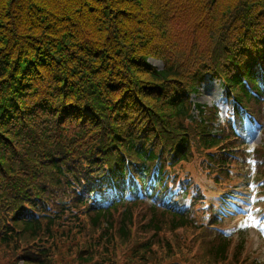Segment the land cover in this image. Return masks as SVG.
<instances>
[{"label": "trees", "instance_id": "1", "mask_svg": "<svg viewBox=\"0 0 264 264\" xmlns=\"http://www.w3.org/2000/svg\"><path fill=\"white\" fill-rule=\"evenodd\" d=\"M208 77L222 119L192 99ZM245 120L264 134V0H0V259L24 241V264H115L145 210L134 264H169L146 253L175 252L163 231L187 225L209 262H243L222 224L232 188L208 199L183 168L204 155L223 184L244 165ZM251 150L264 187V140ZM81 215L98 235L65 246L84 228L56 221Z\"/></svg>", "mask_w": 264, "mask_h": 264}, {"label": "rangeland", "instance_id": "2", "mask_svg": "<svg viewBox=\"0 0 264 264\" xmlns=\"http://www.w3.org/2000/svg\"><path fill=\"white\" fill-rule=\"evenodd\" d=\"M149 62L156 66L157 68H162L163 63L159 58H149ZM224 87L217 78H204L195 93H192V99L195 102L205 104L206 107L216 106L217 114L222 119L225 116L226 103L224 98ZM217 121L214 122L213 131L218 130ZM242 138L245 139V161L244 165H236L231 168L230 177L226 179L223 184H212V179L207 173H214L216 168H209L208 159L204 155L196 154L193 159L189 162L187 166H184L183 171H188L191 173L195 183L199 184L203 191L206 193V197L212 198L213 195L219 192L227 191L232 188L231 198L227 202L228 208L231 213L223 219V226L225 229L232 233L235 237L232 239L234 244L238 238L243 242L244 248L242 252V260L238 264H264V187L261 185L263 181L258 180V178H253L254 165L252 162V151L254 146L262 143L264 140L263 131L258 130L253 124L248 120L244 122V128L242 130ZM250 153V154H249ZM242 168L244 172L243 175L238 174ZM228 192V191H227ZM225 196V195H224ZM185 198L183 196L178 197V201L184 203ZM217 204V203H216ZM232 204V205H231ZM231 205V206H230ZM234 206V207H233ZM142 213V214H141ZM141 213L137 214L138 218H133L135 225L132 228L131 237L125 242L119 245L117 253L123 250L125 256L121 258L118 256L113 260L115 264H134L136 257H130L133 253V249L136 246L139 237L148 235V230H141L140 227L146 221H142L144 217H149L147 212L143 210ZM120 216V212L115 213L114 217L117 219ZM209 217L208 213L205 217L202 214H197L198 219H207ZM82 219L75 221L60 220L56 221L54 230L58 231V227L63 224L80 225L84 228V232L81 235H77L75 240H63L60 241L65 246L74 244L75 242H80L83 245V241L91 236L98 235L100 227H92L90 225V219L87 215H81ZM223 227V228H224ZM201 228L190 227L187 225L185 229L181 227L176 229L175 232H171L168 229L163 231V236L167 238L172 249L175 252L167 251V249L159 248L158 245L153 247L154 249H159L158 253H146L147 257L156 256L157 258H163V263L169 262V264L183 263V264H213L207 260L204 255L205 245L200 240L199 235H201ZM141 234V235H140ZM150 234V232H149ZM204 235V234H203ZM186 240L189 244L187 248L180 250L176 245L177 240ZM205 237L204 240H206ZM55 236H48L47 238L39 239L34 241V244H41L46 242L47 246L54 244ZM194 240V242H192ZM166 244V243H161ZM14 242L10 243L13 248ZM26 246H31L27 242L22 241V245L16 247V249L7 258L0 259V264L5 262L9 264H24L23 259L20 258L19 252H23ZM167 246V245H166ZM207 247V246H206ZM83 248V246H82ZM81 248V249H82ZM79 249L78 255H84L85 253ZM50 264H55L58 255L56 253L50 252ZM65 255V253H64ZM245 259H244V258ZM70 260V258H68ZM220 261L215 264H225Z\"/></svg>", "mask_w": 264, "mask_h": 264}]
</instances>
